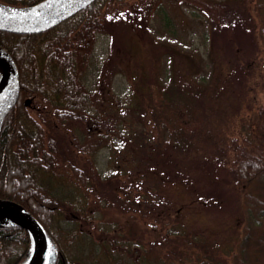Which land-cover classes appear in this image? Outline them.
I'll use <instances>...</instances> for the list:
<instances>
[{
    "label": "trees",
    "instance_id": "trees-1",
    "mask_svg": "<svg viewBox=\"0 0 264 264\" xmlns=\"http://www.w3.org/2000/svg\"><path fill=\"white\" fill-rule=\"evenodd\" d=\"M39 1L0 0V3L20 8ZM180 1L204 11L209 28L202 31L203 48L194 49L199 57L196 62L199 70L190 72L191 79L185 82L191 91H182L172 75L164 74L162 83L169 78L168 86L162 96L157 95L153 117L157 123L161 121L163 128H170L174 139L168 144L159 142L156 149H150L147 172L193 191L201 208L232 210L239 204L228 200L222 188L223 171L230 172L234 186L244 194L246 202L241 205L248 213V221L231 247L229 259L220 258L213 243L202 242L197 245L200 250L192 252L195 262L181 261V264H264V183L261 195L254 197L249 191L256 177L264 178V106L261 102L255 103L253 114L244 119L247 127L240 134L241 138H231L229 143L222 135L218 115L230 104V98L224 95L226 90L233 80L243 83L244 74L251 72L252 59L260 51L264 62V0ZM126 3L127 0H93L41 32L17 33L0 29V47L10 53L19 79L18 96L0 124V198L21 203L42 223L60 248L54 264H76L67 258L62 248L61 220L72 223V232L67 235L69 243L81 236H87L92 242L89 234L80 230L81 224L97 218L94 208L97 201L93 203L92 194L104 201L108 195L106 189L111 193L114 190L106 185L111 180L101 173L90 155L82 164L67 159L65 163L71 174L67 184L60 183L61 174L56 167L66 157L63 152L65 136L56 138L52 134L57 130L49 122L47 112L66 125L87 118L92 108V89L87 79L98 69L96 55L87 48L97 33L111 35L116 23L115 12L122 11ZM156 15L162 19L159 32L174 31L173 21L163 6L156 8ZM243 45L245 51L253 54L251 60L244 62L234 57ZM112 47L111 40L105 62L113 57ZM214 48H219L220 52H214ZM158 90H161V83ZM177 99L185 100L192 107L191 111L188 105L176 102ZM189 100L194 103L190 105ZM33 106L37 118L30 112ZM93 114L97 118V114ZM47 126L53 131L48 133ZM86 146L89 153L94 145ZM138 147L142 149V143ZM198 180H206L212 186L200 187ZM100 226L104 231L98 234L99 244L104 246L110 260L115 261L113 256L118 245L131 252L130 247H125L128 244L114 238L108 227ZM173 227L168 232L176 236L169 242L193 243L181 230L182 224ZM107 231L109 234H104ZM129 234H133L130 227ZM193 238L198 243L199 240ZM112 244L114 247H110ZM28 248L29 236L25 229L0 227V264L19 263L26 257Z\"/></svg>",
    "mask_w": 264,
    "mask_h": 264
},
{
    "label": "rangeland",
    "instance_id": "rangeland-1",
    "mask_svg": "<svg viewBox=\"0 0 264 264\" xmlns=\"http://www.w3.org/2000/svg\"><path fill=\"white\" fill-rule=\"evenodd\" d=\"M158 6H163L171 17L175 26L173 32H159L162 19L156 15ZM121 10L115 12L116 23L111 35L97 33L87 48L91 54L94 52L98 64L94 76L92 74L87 79L92 89V108L87 118L66 125L54 120L47 112L49 122L57 130L54 134L47 126L48 133L52 132L56 138L65 136L63 152L66 157L56 167L61 174L60 183L67 184L71 174L65 163L69 161L67 159L82 164L90 155L101 173L108 175L111 181L106 185L115 192L113 195L109 188L106 189L108 195L104 201L92 194L93 203L97 201L94 205L97 218L80 226V230L89 234L92 242L87 236H81L69 243L70 236L67 235L72 232V223L61 220L62 248L67 258L76 264H181V261L194 263L192 252L200 250L198 244L207 242L213 243L220 258L228 260L231 247L248 221V213L243 211L241 205L246 202L244 194L234 186L232 174L223 171L222 188L228 200L239 204L238 209H208L201 208V204L195 201L193 191L172 181L160 180L157 174L147 172L146 163L149 152H152L150 149H156L159 142L168 144L174 139L170 128H163L161 121L157 123L153 117L157 95L162 96L164 88L168 86L169 78L162 83L164 74L172 75L182 91H191L185 82L191 79L190 72L199 70L196 65L199 57L194 49L197 46L203 48L202 31L205 27L209 28L207 15L180 0H127ZM111 40L113 57L105 62ZM245 49L243 45L234 57L243 62L251 60L253 54ZM215 51L219 53L220 49L214 48ZM262 59L260 51L252 59L251 72L244 74L243 83L233 80L224 94L230 98V104H226L227 107L218 115L222 135L228 143L231 138H241L240 134L247 127L244 119L253 114L255 103L261 102L264 106ZM215 92H210V95ZM230 96L236 98L231 99ZM252 96L254 101L251 100ZM184 101L176 100L188 105L186 108L191 111L192 107ZM225 110L229 113L226 114ZM30 112L37 118L34 106ZM93 113L97 114V118ZM89 143L94 146L88 153L86 145ZM141 143L142 149L138 147ZM198 181L200 187L212 186L206 180ZM263 183L264 178L256 177L250 186V194L254 197L261 195ZM250 202L254 203L253 200ZM100 224L108 227L114 238L128 244L125 247H130L131 252L118 245L113 256L115 261L110 260L104 246L99 244L98 234L104 231L100 230ZM181 224V230L193 243L169 242L176 235L168 231L174 225ZM129 227L132 235L129 234ZM109 231L104 234H109ZM193 237L199 240L198 243ZM110 247H114V244Z\"/></svg>",
    "mask_w": 264,
    "mask_h": 264
},
{
    "label": "water",
    "instance_id": "water-1",
    "mask_svg": "<svg viewBox=\"0 0 264 264\" xmlns=\"http://www.w3.org/2000/svg\"><path fill=\"white\" fill-rule=\"evenodd\" d=\"M93 0H40L26 8H13L11 13H0V29L23 33L41 32L69 17ZM2 6V5H1ZM12 84V92L8 89ZM19 92L16 65L10 53L0 47V124ZM18 226L29 236L26 257L17 264H54L59 247L42 223L21 203L0 198V227Z\"/></svg>",
    "mask_w": 264,
    "mask_h": 264
},
{
    "label": "bare ground",
    "instance_id": "bare-ground-1",
    "mask_svg": "<svg viewBox=\"0 0 264 264\" xmlns=\"http://www.w3.org/2000/svg\"><path fill=\"white\" fill-rule=\"evenodd\" d=\"M13 11H15V10L0 5V13H11ZM12 88H13V86H12V84H10L9 89H8L9 93L12 92Z\"/></svg>",
    "mask_w": 264,
    "mask_h": 264
}]
</instances>
